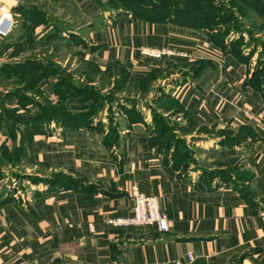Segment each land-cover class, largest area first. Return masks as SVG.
I'll list each match as a JSON object with an SVG mask.
<instances>
[{"label": "crops", "instance_id": "0c3cea01", "mask_svg": "<svg viewBox=\"0 0 264 264\" xmlns=\"http://www.w3.org/2000/svg\"><path fill=\"white\" fill-rule=\"evenodd\" d=\"M26 3L49 18L36 24L34 33L46 36L59 26L68 51L102 67L121 62L142 78L176 61L186 71L192 62L211 63L192 72L194 77L175 79L171 96L208 128L227 121L251 125L255 137L246 149L254 177L250 195L226 184L206 187L180 178L149 143L147 123L140 118L131 122L123 112L112 119L122 125L114 132L105 109L88 128H66L54 121L37 132L25 127L35 173L28 175L29 192L23 195L32 200L25 204L18 197L0 198V264H264V102L259 93L243 88L234 57L209 34L169 21L127 14L100 28L96 0ZM144 46L175 54L158 61L141 55ZM244 108L257 119L246 116ZM132 110L139 111L132 106L129 114ZM17 111L37 114L29 108ZM19 136V129H1L0 147L18 149ZM134 186L158 197L169 217L168 231L106 223L107 216L132 213Z\"/></svg>", "mask_w": 264, "mask_h": 264}, {"label": "rangeland", "instance_id": "374dc122", "mask_svg": "<svg viewBox=\"0 0 264 264\" xmlns=\"http://www.w3.org/2000/svg\"><path fill=\"white\" fill-rule=\"evenodd\" d=\"M29 1L0 0V8L8 10L14 18V25L6 36L7 48L2 49L0 53V104L3 107L8 106L9 110H14L16 113L18 109L29 108L37 114H42L41 105L49 103L60 107L62 106L59 101L61 94L65 91L68 95L70 94L67 92L68 89L60 88V86L54 90V83H58L62 78L69 79L71 82L77 81L78 86L83 85L94 90L87 87L83 90L75 89L74 93H81L82 98L66 99L68 100L66 108L77 111L87 110L86 106L92 104L93 100L84 101V99L90 95L89 92L93 91L97 104H102L104 111L109 114L108 128L112 132L113 128L122 126L121 123L116 124V121L112 119L123 112L129 115L128 120L131 121L128 110L132 109V106H137L139 111L132 110L131 116L133 114L139 116L147 123L149 143L158 148L159 153L164 156L173 173L178 177L191 178L196 184L200 183L206 187L226 184L244 195L252 193L254 175L248 163L251 153L246 149L250 143L248 140L255 137L252 126L241 124L239 121H227L222 126L213 125L208 128L207 125L197 121L193 114L173 97L165 98L171 96V89L178 82L175 79L194 77V73H198L204 62H192L190 66H187L189 68L186 71L180 67L183 66L182 64H178L182 61H176L168 64L166 69L164 67L160 70L155 69L142 78L135 77L126 64L121 62L102 67L68 51L69 41L60 38L59 35L49 39L48 35L40 36L28 29L39 17L34 13L36 9L34 5L26 6V2ZM37 1L40 3L43 0ZM96 1L100 11L99 26H97L100 28L105 24L113 23L120 15L131 14L136 17L137 14L147 12L150 16H158L160 12H163L164 14L173 13L172 16L182 22H196L193 24L198 23L199 27L206 31L200 30L206 33L209 31L208 28H211L210 24L216 21V16H221L224 18V24L220 28L227 29L220 37L225 44L223 46L225 50H223L225 54H231L234 57L243 88L249 92L259 93L263 100L264 14L257 9L259 5L255 2H264V0H215L216 4L220 3L219 7L211 3L200 5L204 4L203 0H198V3H190L189 0H170L164 5L166 8L162 11L154 5L165 0ZM19 8H23L22 16L15 13L19 11ZM187 10L190 12H186ZM218 10H224L225 13L219 15ZM28 16L31 19H28ZM47 19L49 18H45ZM218 27L216 26L215 29ZM54 30L50 32L52 36L56 34ZM163 58H159L158 61H162ZM210 64L207 63L204 66ZM19 85L21 86L18 89ZM17 90L20 92V101L17 97L12 98ZM28 92L32 95L28 96ZM96 95L99 96L96 97ZM18 103L17 107L11 108L12 104ZM1 109L0 106V114ZM34 112L32 114H35ZM249 113L254 115L253 111ZM11 114L12 112H5L0 115V131L8 127L9 130L19 129L20 147L14 148L15 150L7 147L6 144H4L6 149L2 150L0 147L2 168L0 198L18 197L22 203L28 204L32 198L23 195L29 192V189H26L28 186L26 179L28 175L35 173L33 169L35 164L28 153L31 134L24 130L25 125L21 123L27 120L20 122ZM75 118V122L83 124L78 121L79 118ZM205 134L210 135L204 136ZM215 150H226L227 154L231 155H217ZM22 162H26V167L21 166ZM28 168L31 170L28 171ZM22 181L25 185H22Z\"/></svg>", "mask_w": 264, "mask_h": 264}, {"label": "trees", "instance_id": "16d2710c", "mask_svg": "<svg viewBox=\"0 0 264 264\" xmlns=\"http://www.w3.org/2000/svg\"><path fill=\"white\" fill-rule=\"evenodd\" d=\"M169 1L170 0H165V1L161 2L162 4L160 2H158L154 5V7L159 9L160 11H162V9L166 8L164 5L169 3ZM203 1H204V4H200V5H205L206 3H211L214 6L219 7V4H220V3L216 4L215 0H203ZM189 2L190 3L191 2L198 3V0H189ZM255 4L259 5L257 9L264 14V2L258 1V2H255ZM26 6L29 7L28 5H26ZM23 8H19V11H17L20 13V16H22L21 13L23 12ZM186 12H190V11L187 10ZM34 13L38 14L39 17L28 27V29L33 30V33H34V28H35L36 24L43 22V21H46L42 11H38L37 9H35ZM217 13H219V15H221V14L223 15V13H225V12H224V10H218ZM172 15H174V14L173 13H171V14L165 13L164 14L163 12H160V14L158 16H150V14H148L147 12H144V13H141V15L137 14V16L134 18L146 19V20H150V21H154V22L169 21V22H173L175 24H179V25L184 26V27H191V28L198 29V30L203 29L202 31H206V30H204V28L199 27L198 23L193 24L196 22H189V21L182 22L178 18H176L175 16H172ZM216 17H217L216 21L212 20L213 23L210 24L211 28H208L209 31L206 33L211 36V40L213 41V43L216 46L224 49V47H223L225 45L224 40L220 37H221V35L225 34L227 29L224 30L223 28H220V26L222 24H224V18H222L221 16H216ZM28 19H31V18L28 16ZM26 23H28V22H26ZM28 24H30V23H28ZM216 26H219V27L217 29H215ZM57 27L54 30L56 32V34L54 36H52V34H49L48 35L49 39H54L58 35L60 36V38H62V31L63 30L59 26H57ZM5 43H6V39L3 42V44L0 45V53H1L2 49L7 48V45ZM57 86L58 87L60 86V88H63L66 90L68 89L67 92L70 93L68 95L65 91L64 94H61L62 96H60L61 98L59 101L62 103L61 104L62 106L58 107V106H53V105H50L49 103H46L44 106L43 105H41L42 107L40 106V109H42V111H43L42 114L39 113L37 115H31V114L27 113L24 115H19V113H16L14 110H9L8 108L2 107V105L0 104V106L2 107L1 114H4L5 112H7V113L12 112L11 115H13L20 122H21V120H24V121L27 120V122L25 121V122H21V123L24 124L25 127H29L30 130H33L36 132L41 130L45 125H48L50 122H53V121L56 122L57 124H60L64 127H66V128H81V127L88 128V127H91L94 123V118L97 117L101 113V111H103V109H104V106H102V104L101 105L99 103L97 104V101H96L97 99L94 97L93 91L89 92L90 95H87L84 99V101H90L92 99L93 100V101L91 100L92 104H88L86 106L87 110H78L77 111V110H71V109L66 108V105H68L67 101L70 98H72V99L73 98H79V99L82 98L81 93H74V91H75V89L83 90V88L87 87V86H83V85L78 86L76 84V82H71L69 79H64V78H62L60 81H58V83H54L53 89L56 90ZM87 88L90 90H92V89L94 90V88H89V87H87ZM27 89H29V87H27ZM17 92H18V90H17ZM25 95H26V93H25ZM17 96H18L19 101H20V97H21L20 92H18ZM28 96H30V95H28ZM98 96L96 95V97H98ZM23 98H26V97L23 96ZM165 98L169 99V98H172V96H166ZM28 99L29 98H27V100ZM66 99H68V100H66ZM263 100H264V95H263ZM131 113H132V111H131ZM49 116H51V117H49ZM133 116H131V118H133V120H131V122H134L135 119L136 120L141 119L139 116H135L134 114H133ZM75 117L79 118L78 121L83 122V124H79V122L78 123L75 122V120H76ZM21 118H23V119H21ZM42 118H45V119L43 120ZM138 118H140V119H138ZM15 127H16V125H15ZM14 130L15 129H12L11 131H14ZM4 149H6L5 146L4 147L2 146V150H4ZM1 169L2 168L0 166V171H1Z\"/></svg>", "mask_w": 264, "mask_h": 264}, {"label": "built area", "instance_id": "2783aa9c", "mask_svg": "<svg viewBox=\"0 0 264 264\" xmlns=\"http://www.w3.org/2000/svg\"><path fill=\"white\" fill-rule=\"evenodd\" d=\"M2 22H0V42L5 38L14 25L13 14L8 10H2ZM140 53L155 59L163 58L164 56L174 55L175 52L169 48H157L144 46L140 49ZM249 110L244 109V114L251 119H257L255 115L249 113ZM133 210L128 216H107L106 223L119 227L133 226H148L153 225L161 232L169 230V217L161 209V205L157 196L148 195L142 192L138 186L133 188ZM189 260H193V255L189 254ZM176 264H182L177 262Z\"/></svg>", "mask_w": 264, "mask_h": 264}, {"label": "bare ground", "instance_id": "6f19581e", "mask_svg": "<svg viewBox=\"0 0 264 264\" xmlns=\"http://www.w3.org/2000/svg\"><path fill=\"white\" fill-rule=\"evenodd\" d=\"M2 10H3V9L0 8V22H2V20H3V19H2V16H1Z\"/></svg>", "mask_w": 264, "mask_h": 264}]
</instances>
